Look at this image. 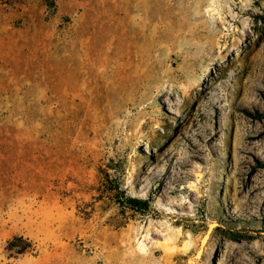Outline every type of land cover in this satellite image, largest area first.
<instances>
[{"label":"rangeland","instance_id":"1","mask_svg":"<svg viewBox=\"0 0 264 264\" xmlns=\"http://www.w3.org/2000/svg\"><path fill=\"white\" fill-rule=\"evenodd\" d=\"M52 1L0 0V264H264V0Z\"/></svg>","mask_w":264,"mask_h":264},{"label":"trees","instance_id":"2","mask_svg":"<svg viewBox=\"0 0 264 264\" xmlns=\"http://www.w3.org/2000/svg\"><path fill=\"white\" fill-rule=\"evenodd\" d=\"M46 4L53 5L52 0H43ZM118 189V186H116ZM120 191V189H118ZM124 202L127 203L132 208H139V206H145L146 202L144 200L135 198V197H124ZM15 242H19L18 245L15 244ZM30 246V241L22 238L21 236L13 237L12 240L8 241L7 247L8 249L17 253L22 252L24 249Z\"/></svg>","mask_w":264,"mask_h":264}]
</instances>
